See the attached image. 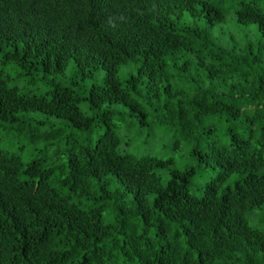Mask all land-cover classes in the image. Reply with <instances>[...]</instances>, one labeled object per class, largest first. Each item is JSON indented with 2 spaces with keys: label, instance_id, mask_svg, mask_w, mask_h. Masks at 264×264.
Segmentation results:
<instances>
[{
  "label": "trees",
  "instance_id": "16d2710c",
  "mask_svg": "<svg viewBox=\"0 0 264 264\" xmlns=\"http://www.w3.org/2000/svg\"><path fill=\"white\" fill-rule=\"evenodd\" d=\"M263 210L264 0H0V264H264Z\"/></svg>",
  "mask_w": 264,
  "mask_h": 264
},
{
  "label": "rangeland",
  "instance_id": "374dc122",
  "mask_svg": "<svg viewBox=\"0 0 264 264\" xmlns=\"http://www.w3.org/2000/svg\"><path fill=\"white\" fill-rule=\"evenodd\" d=\"M129 71V70H128ZM75 72V66L74 64L70 66L69 70L67 71V76L70 77L73 76ZM120 78L122 81L126 79L127 76V69L121 70L120 72ZM67 77V78H68ZM103 81V74H100L96 77V79L89 80L86 82H82V86L85 88H90L93 82L102 83ZM20 87H24L23 83L19 84ZM81 110L85 114H90L88 105L86 102L81 104ZM127 117V114L124 115ZM123 135L127 138H134L136 136L137 130L136 128L131 127V125H123L122 128ZM145 140L147 142H145ZM182 140V142L179 144V147L176 148V141ZM193 144L195 142H190L187 140L182 139L181 135L178 132H171L169 133L168 137L166 139H160L159 137H156L154 140H148L145 135H143L140 139H138L134 147L138 148L140 151L138 152V155H152L156 156L160 159H173L176 163L174 165L175 168L180 170H185L193 165H195V162L190 157V151L193 149ZM201 145L205 146L206 142L201 143ZM129 152H132V148L128 149L125 148ZM169 181V176L167 173L163 174V183L167 184ZM192 194L195 196L200 197L201 193L197 188H194L192 190ZM249 222L252 226L256 227H262L264 229V210L262 212L252 213L249 216ZM106 223H111L110 220L106 219Z\"/></svg>",
  "mask_w": 264,
  "mask_h": 264
}]
</instances>
